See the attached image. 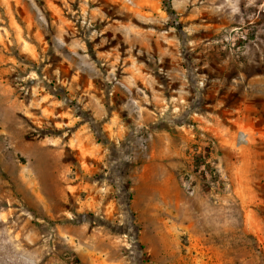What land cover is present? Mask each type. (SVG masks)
<instances>
[{
	"label": "rangeland",
	"instance_id": "1",
	"mask_svg": "<svg viewBox=\"0 0 264 264\" xmlns=\"http://www.w3.org/2000/svg\"><path fill=\"white\" fill-rule=\"evenodd\" d=\"M168 2L0 0V264H264L188 160L264 118V0Z\"/></svg>",
	"mask_w": 264,
	"mask_h": 264
},
{
	"label": "crops",
	"instance_id": "2",
	"mask_svg": "<svg viewBox=\"0 0 264 264\" xmlns=\"http://www.w3.org/2000/svg\"><path fill=\"white\" fill-rule=\"evenodd\" d=\"M230 90H236L235 86L230 87ZM219 105H222V103H219ZM233 110L236 111L235 108ZM263 120V117H259V119H256L259 123L256 125L248 122L242 125L238 118L230 117L229 121L231 123L225 127V129L228 130L226 135H231L229 136L230 139L228 141L218 139L221 161L231 172H233L234 177L242 179L241 185L244 187L242 188L243 190L240 191L239 196L243 204L246 205L252 200L246 188L252 186L256 179H264ZM233 136H237V138H233ZM259 182L264 186L263 181ZM236 183H239V180H237ZM256 212L257 211L253 208L245 207V222H247L248 225L251 226L248 217H252ZM253 235L257 241H264V234H259L254 231Z\"/></svg>",
	"mask_w": 264,
	"mask_h": 264
},
{
	"label": "built area",
	"instance_id": "3",
	"mask_svg": "<svg viewBox=\"0 0 264 264\" xmlns=\"http://www.w3.org/2000/svg\"><path fill=\"white\" fill-rule=\"evenodd\" d=\"M219 154L216 140L213 137L207 136L205 132H201L188 156L189 172L199 174L201 182L210 189L217 186L223 187L226 190L231 186V178L228 172L222 168ZM196 160L199 161L197 166ZM207 166L209 167L207 168ZM189 172L185 173L186 177H181L184 186L188 185V190L191 189V185L193 184Z\"/></svg>",
	"mask_w": 264,
	"mask_h": 264
},
{
	"label": "trees",
	"instance_id": "4",
	"mask_svg": "<svg viewBox=\"0 0 264 264\" xmlns=\"http://www.w3.org/2000/svg\"><path fill=\"white\" fill-rule=\"evenodd\" d=\"M168 4V12L171 14V15H174L175 14V12L173 11V9L171 8V5H170V0H169V2L167 3ZM198 160H196L195 161V163H196V166L198 165ZM209 166H207V168H208Z\"/></svg>",
	"mask_w": 264,
	"mask_h": 264
}]
</instances>
